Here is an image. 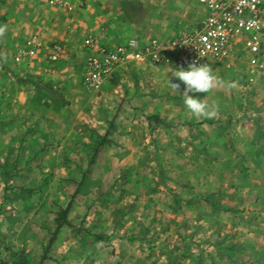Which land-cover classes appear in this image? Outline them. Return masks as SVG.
<instances>
[{"label":"rangeland","instance_id":"rangeland-1","mask_svg":"<svg viewBox=\"0 0 264 264\" xmlns=\"http://www.w3.org/2000/svg\"><path fill=\"white\" fill-rule=\"evenodd\" d=\"M111 1L108 12L125 22L120 43L151 30L173 36L198 28L205 16L198 0ZM90 32L73 58L61 46L52 62L56 43L48 45L45 67L69 72L53 86L22 72L37 55L22 63L0 58V264H37L43 256V264H248L237 246L242 219L225 221L179 187L192 170L190 149L178 152L166 133L185 113L183 85L176 93L167 83H181L168 72L175 65L132 63L88 91L84 39L113 37L107 25ZM150 115L172 126L153 121L156 128H148ZM62 209L68 226L55 233Z\"/></svg>","mask_w":264,"mask_h":264},{"label":"crops","instance_id":"crops-1","mask_svg":"<svg viewBox=\"0 0 264 264\" xmlns=\"http://www.w3.org/2000/svg\"><path fill=\"white\" fill-rule=\"evenodd\" d=\"M101 1V7L90 8L89 4L70 14L50 7L47 0H3L0 2V25L6 26V31L0 35V58H10L19 47L26 46L34 38L41 49L29 67L23 63L22 72L32 73L39 79L44 77L52 86L59 79H67L66 67H45L49 44L61 45L64 57L73 58L74 54L78 55L74 51L81 37L99 24L109 26L113 32L112 39L101 41L102 44L115 46L126 42L118 41L122 38L125 22L108 12L113 1ZM165 35L166 31L151 30L146 35L131 36L127 40L137 39L145 44ZM85 57L87 60L89 55ZM239 59L222 63L215 69L218 72L214 74L220 77L224 86L208 92L205 101L217 107V116L193 118L184 108L182 120H174L176 129L166 130V133L176 138L178 152L190 149L186 167L189 166L192 173L189 179L182 180V185L179 184L181 191H189V195L185 193L189 202H200L217 209L225 221L235 215L241 218L237 246L245 250L246 263L264 264V78L244 59ZM86 60L81 66L83 75ZM129 65L117 68L114 73ZM149 99H144L143 103L152 104L153 99ZM153 116L159 118L157 124L163 128L172 126L170 120L150 115L147 117L148 128H156L150 119Z\"/></svg>","mask_w":264,"mask_h":264},{"label":"built area","instance_id":"built-area-1","mask_svg":"<svg viewBox=\"0 0 264 264\" xmlns=\"http://www.w3.org/2000/svg\"><path fill=\"white\" fill-rule=\"evenodd\" d=\"M3 0H0L2 2ZM205 16L198 28L183 30L166 38H152L142 44L129 39L115 46L105 45L94 36L84 39L89 51L86 60L84 86L97 91L114 71L126 64L154 65L171 63L187 67L188 63L216 64L232 62L242 57L264 78V0H198ZM97 0H47L50 7L73 14ZM40 44L36 39L18 49L16 63L37 55ZM63 54L61 45L54 44L49 59L57 62Z\"/></svg>","mask_w":264,"mask_h":264},{"label":"clouds","instance_id":"clouds-1","mask_svg":"<svg viewBox=\"0 0 264 264\" xmlns=\"http://www.w3.org/2000/svg\"><path fill=\"white\" fill-rule=\"evenodd\" d=\"M6 31V26L0 25V35H3ZM171 71V76L176 83L170 81L167 78V83L177 93L183 85V104L187 113L193 118L212 119L218 114V109L214 104H209L205 101L204 97H196L195 93H208L212 89L224 86V82L214 74V70L211 65L198 64L191 62L187 64V67L178 66L174 69L168 68V72Z\"/></svg>","mask_w":264,"mask_h":264},{"label":"trees","instance_id":"trees-1","mask_svg":"<svg viewBox=\"0 0 264 264\" xmlns=\"http://www.w3.org/2000/svg\"><path fill=\"white\" fill-rule=\"evenodd\" d=\"M150 119H152L156 123H160L159 118L156 116L150 117ZM66 215H67V209H62L57 214V217L55 218V224H56L55 233H57L63 226H68ZM44 259L45 257L43 256L37 264H43Z\"/></svg>","mask_w":264,"mask_h":264}]
</instances>
